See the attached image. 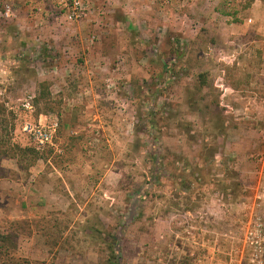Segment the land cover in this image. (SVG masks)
<instances>
[{
    "label": "rangeland",
    "instance_id": "obj_1",
    "mask_svg": "<svg viewBox=\"0 0 264 264\" xmlns=\"http://www.w3.org/2000/svg\"><path fill=\"white\" fill-rule=\"evenodd\" d=\"M120 2L0 0V234L16 243L0 264H228L247 248L264 203V0H154L148 34ZM52 124L39 145L32 127ZM67 162L91 177L63 178Z\"/></svg>",
    "mask_w": 264,
    "mask_h": 264
},
{
    "label": "crops",
    "instance_id": "obj_2",
    "mask_svg": "<svg viewBox=\"0 0 264 264\" xmlns=\"http://www.w3.org/2000/svg\"><path fill=\"white\" fill-rule=\"evenodd\" d=\"M120 7L123 11V19H130L131 21H133V25L134 27H136L138 30H140L142 33L144 34H148V33H153V27H154V21H156L154 15H157L159 12V8L158 10L156 9V5H154V0H133V3H131V0H120ZM131 15H134V17H131ZM169 19L171 18L170 20V23H165V22H160L163 27H167V26H172L171 23H173L172 21L175 20V18L172 17V13H171V16L168 17ZM167 18V19H168ZM182 19H184V17H181ZM190 19V17H189ZM185 23L187 24V26L189 25L188 22L185 21ZM247 27V26H246ZM246 28H244V33H246ZM258 33H264V27L263 26H260L258 28ZM188 32V29L187 31H185L184 33H187ZM251 34L254 33L253 31L250 32ZM91 93H93V91H91ZM94 97H99L100 100H97L95 99L93 102H91V104L89 105V108L90 110H93L94 108L95 109H99V106L101 107L102 106V103L103 101L101 100L103 96H101L100 94H97V93H93ZM98 117L100 118V123H96V124H89V125H100L101 127H103V129H108V126H106V123L107 122H104L102 121V115L101 113H98ZM82 120L84 121L85 118L82 117ZM87 125V124H86ZM83 123H79L75 126H73V133L75 134H81L83 131H88L90 132V130H88L87 126ZM91 131H94V130H91ZM105 136L107 137V132H105ZM78 137V139L80 138V136H76ZM91 136L90 135H87L85 136L84 138L87 139V138H90ZM74 139V138H73ZM107 140H109L107 138ZM84 163H76V164H71L70 162H67L65 164V166L63 165H59V166H56L54 167L57 171L60 172V175L64 178L63 174L61 172H63V168H66V171L65 173H71L74 177H79V176H83L84 178H90L91 175H88V173H92L90 171V169L87 171V172H84L83 175H77L75 172L72 173L71 171H69L70 169H77L78 168H81V166L83 165ZM114 165V163L111 165V168L112 166ZM92 165H90L91 167ZM105 172L103 173V175L101 176V181L99 183V186H101L103 184L104 181H107L109 175L112 173L111 169H108V165L105 167ZM65 184H68L67 182H65ZM69 185L71 187H73V183L72 182H69ZM69 190V188H67ZM71 192V191H69ZM72 194V193H71Z\"/></svg>",
    "mask_w": 264,
    "mask_h": 264
},
{
    "label": "built area",
    "instance_id": "obj_3",
    "mask_svg": "<svg viewBox=\"0 0 264 264\" xmlns=\"http://www.w3.org/2000/svg\"><path fill=\"white\" fill-rule=\"evenodd\" d=\"M75 4L76 6H74L73 12L69 14L70 18L82 16L83 8H81V2L75 1ZM8 14L9 10L6 11V15ZM31 131L39 145H54V139L57 131L56 124L49 126H35L32 127ZM259 161L264 164V155L259 158ZM257 205L263 211L253 218L246 227L244 242L247 248L242 251L241 258L239 260L237 259L235 251L231 250L227 252L229 259L228 264H237L238 262L239 264H243L245 259L246 264H264V203L260 202L257 203Z\"/></svg>",
    "mask_w": 264,
    "mask_h": 264
},
{
    "label": "trees",
    "instance_id": "obj_4",
    "mask_svg": "<svg viewBox=\"0 0 264 264\" xmlns=\"http://www.w3.org/2000/svg\"><path fill=\"white\" fill-rule=\"evenodd\" d=\"M43 85H44V82H43ZM110 244L111 246H115V237L110 236ZM15 246H16V243L12 236L0 234V253H1V249L6 250L7 248L15 247Z\"/></svg>",
    "mask_w": 264,
    "mask_h": 264
}]
</instances>
